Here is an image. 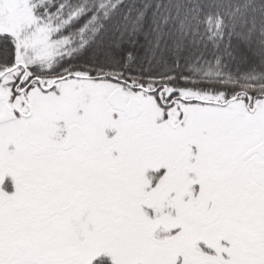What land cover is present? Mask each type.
Here are the masks:
<instances>
[{
    "label": "snow or ice",
    "instance_id": "obj_1",
    "mask_svg": "<svg viewBox=\"0 0 264 264\" xmlns=\"http://www.w3.org/2000/svg\"><path fill=\"white\" fill-rule=\"evenodd\" d=\"M0 264H264V0H0Z\"/></svg>",
    "mask_w": 264,
    "mask_h": 264
}]
</instances>
